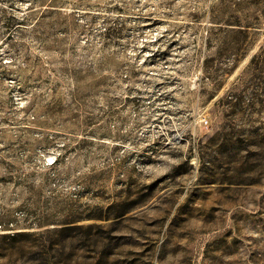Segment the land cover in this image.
I'll use <instances>...</instances> for the list:
<instances>
[{
	"label": "rangeland",
	"instance_id": "obj_1",
	"mask_svg": "<svg viewBox=\"0 0 264 264\" xmlns=\"http://www.w3.org/2000/svg\"><path fill=\"white\" fill-rule=\"evenodd\" d=\"M0 264H264V0H0Z\"/></svg>",
	"mask_w": 264,
	"mask_h": 264
},
{
	"label": "built area",
	"instance_id": "obj_2",
	"mask_svg": "<svg viewBox=\"0 0 264 264\" xmlns=\"http://www.w3.org/2000/svg\"><path fill=\"white\" fill-rule=\"evenodd\" d=\"M202 122H203L205 125H207V123H208V121H207L206 118H203V119H202Z\"/></svg>",
	"mask_w": 264,
	"mask_h": 264
}]
</instances>
